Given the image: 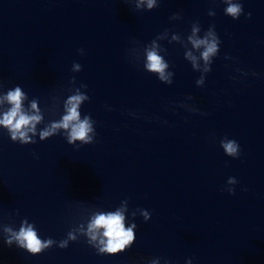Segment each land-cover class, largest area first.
Here are the masks:
<instances>
[{"label": "clouds", "instance_id": "obj_1", "mask_svg": "<svg viewBox=\"0 0 264 264\" xmlns=\"http://www.w3.org/2000/svg\"><path fill=\"white\" fill-rule=\"evenodd\" d=\"M153 3L154 0H148V7L151 8ZM226 12L233 18H237L242 12V5L230 3ZM250 16L251 13L248 14L249 18ZM192 44L197 48L201 45L205 46V50L202 53L205 61L217 52V41L215 39L212 41L207 39H193ZM147 61L146 68L148 71L158 73L159 79L161 80L167 79L165 69L168 65L163 61L162 57L157 54V51L149 50L147 52ZM85 87L87 86L85 85ZM6 99L11 105V108L3 114V118L0 119V125L8 128L13 141L19 139L22 144H27L30 142L28 133L32 132L35 134V126L41 121V116L39 114L29 115L23 111L22 101L24 99V94L20 87H16L14 91H9ZM85 99H88V97L81 94L71 96L67 101V114L63 116L60 122L53 123L51 127L42 131L40 133L41 140L51 136L57 129L62 128L70 130L69 143L76 140L90 143L91 137L89 133L93 131L90 119L88 116H85V118L81 120L80 112L78 111L81 102ZM31 107L38 112L35 102L32 103ZM32 142L34 143V141ZM221 144L227 155L232 157L240 156V146L237 141L226 140L221 141ZM235 182L234 179L229 180V183ZM229 194H234V190L230 189ZM134 227H136V225L126 228L124 224V215L120 211H116L114 213L95 216L88 226V231L89 234H91V239L96 240V232L99 229H103L102 235L104 239L100 240V244L103 245V247L99 249V252L116 254L118 251H123L125 245H130L131 242L135 241V234L133 232ZM69 238L75 239L71 233L69 234ZM13 239L18 241L21 247L27 248L33 254L40 253L42 249L47 248L52 243L51 239L42 242L38 238L36 231H34L30 225L27 227L22 226L19 233H12V236L6 243L11 245ZM62 247H66V242L62 243Z\"/></svg>", "mask_w": 264, "mask_h": 264}]
</instances>
